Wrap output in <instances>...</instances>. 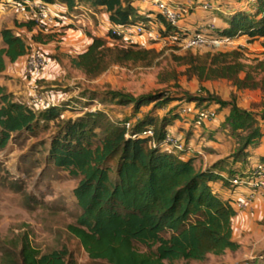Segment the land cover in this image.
I'll list each match as a JSON object with an SVG mask.
<instances>
[{
  "label": "trees",
  "instance_id": "obj_1",
  "mask_svg": "<svg viewBox=\"0 0 264 264\" xmlns=\"http://www.w3.org/2000/svg\"><path fill=\"white\" fill-rule=\"evenodd\" d=\"M39 1L44 4L61 2L68 9L83 3L107 13L112 24L145 20L152 12L147 9L149 12L141 13L135 0ZM245 2L251 4L248 6ZM226 8L221 12L223 24L216 27L219 36L232 39L245 36L248 41L264 37V0H236L227 3ZM34 24L31 20L15 22L16 26L28 30ZM86 35L91 39L86 49L69 58L70 65L86 75L99 73L112 61H137L147 55L146 50L137 48L139 45L111 47L101 35L89 32ZM108 36L117 41L110 33ZM0 37L2 72L5 58L13 63L30 46L10 28H2ZM42 37L41 33H36L31 39L49 41L56 35L50 33L45 40ZM262 55L246 63L238 49L219 52L206 63L190 59L187 72L200 81L225 79L238 89L258 90L264 96V51ZM122 97L124 101L134 102L135 106L156 100L154 95L138 99ZM194 98L180 92L165 102L198 103ZM216 102L224 104L220 100ZM176 109L171 121H184ZM60 114L61 107L55 103L39 110L15 100L0 85V149L13 137L31 134L43 123L58 120ZM227 120L232 132L242 129L245 135L236 134L240 136L237 149L205 168L194 151L188 153L187 143L178 151L171 148L177 136L168 131L170 122L165 118L158 129L155 118L150 116L136 118L127 129L124 120L108 119L101 111H88L76 118L58 121V129L47 149V159L54 168L79 178L72 189L78 215L74 224L67 228L90 261L105 264L201 263L208 256H222L240 248L233 239L232 225L238 211L230 197L223 198L214 190L212 182H221L228 188L233 177L248 176L250 158L263 159L253 154V149L259 145L264 129L250 111L236 105L230 107ZM146 130L152 134H143ZM257 260H264V251L257 252L248 264H259ZM74 263L66 249L41 253L26 235L0 246V264Z\"/></svg>",
  "mask_w": 264,
  "mask_h": 264
},
{
  "label": "rangeland",
  "instance_id": "obj_2",
  "mask_svg": "<svg viewBox=\"0 0 264 264\" xmlns=\"http://www.w3.org/2000/svg\"><path fill=\"white\" fill-rule=\"evenodd\" d=\"M234 1L214 0L215 7H219L216 11L224 13L227 3ZM250 4L245 2V5ZM78 5L86 7L83 3ZM140 6L141 13L149 12L147 6ZM73 12L84 14L91 21L92 25L83 27L85 33H99L111 47L123 45L108 36L103 11L87 5L86 10L77 8ZM221 12L217 15L220 13L223 16ZM149 15L153 13L149 12ZM75 24L71 27L75 28ZM137 48L147 51L144 59L112 61L99 73L86 75L70 65L71 55L68 52H56L51 46L53 51L47 55L49 62L35 85H26L14 72L0 75V82H4L5 90L15 100L33 105L35 93H49L53 95L54 103L61 107L58 120L43 123L31 134L15 136L0 149V246L26 235L32 246L41 253L66 249L72 255L74 264H105L90 261L67 228L69 224H74L78 215L72 189L79 178L66 170L54 168L47 159L51 137L61 121L76 118L88 111H101L108 119L124 120L127 129L135 123L136 118L141 120L150 116L155 118V127L158 129L165 118L170 122L168 131L177 136L176 141L181 143V148L187 143L185 147L188 153L194 151L203 163L227 157L239 145L240 136L236 134L245 135L244 130L232 132L229 127L227 115L232 105L250 111L258 123L264 124V96L260 91L238 89L225 79L200 81L197 76H190L187 72L190 59L206 63L219 52L234 49L241 51L242 61L246 63L260 59L263 57L264 38L248 41L245 36H240L219 46L193 48L144 40V44ZM35 50L41 51L38 48ZM78 50L73 49L72 52ZM180 92L195 97L198 103L165 102ZM123 95L133 99L154 95L156 100L135 106L134 102L124 101ZM217 100L224 104L217 103ZM196 105H200L198 109H214L217 118L200 126L192 124L188 107L194 110L197 109ZM175 109L181 113L184 121H171ZM171 148L179 150L174 145ZM258 161L264 162V159L253 158V162ZM261 197L260 203H255L253 208L238 210L233 219V239L240 245L237 251H227L222 256H208L201 263L173 264L252 262L257 252L264 251V196ZM137 249L144 251L140 246ZM259 261V264H264L261 263L264 260Z\"/></svg>",
  "mask_w": 264,
  "mask_h": 264
},
{
  "label": "built area",
  "instance_id": "obj_3",
  "mask_svg": "<svg viewBox=\"0 0 264 264\" xmlns=\"http://www.w3.org/2000/svg\"><path fill=\"white\" fill-rule=\"evenodd\" d=\"M13 7L20 13L27 15L39 28H45L48 23L62 22L65 20L68 25H74L78 19L83 18V14L71 12L66 18L59 14H52L47 7L39 0L15 1ZM136 6L141 10V6H147L152 16L147 19L129 22L124 24H111L107 32L113 35L117 41L123 45H141L140 37H144L148 42H163L176 45L180 48L193 47H215L221 44L230 43L232 38L219 36L216 33V26L212 21H198L192 24H185L193 7L171 0H136ZM196 6L203 11L214 12L217 9L214 0H197ZM3 9L0 8V13ZM264 38V37H263ZM49 62L48 56L37 50L28 53L23 70V76L29 85H35L37 79L42 75L43 70ZM36 107H47L54 104V97L49 93H35L32 99ZM191 117L196 126L211 122L217 118L214 109H194L191 110ZM145 135H151L150 130L143 131ZM174 145L181 149V143L174 140ZM246 178L233 177L228 187L229 197L233 206L238 210L251 207V203L258 195H264V162H252L249 166ZM241 189L238 190L237 188Z\"/></svg>",
  "mask_w": 264,
  "mask_h": 264
},
{
  "label": "crops",
  "instance_id": "obj_4",
  "mask_svg": "<svg viewBox=\"0 0 264 264\" xmlns=\"http://www.w3.org/2000/svg\"><path fill=\"white\" fill-rule=\"evenodd\" d=\"M171 1L173 2L178 1L179 3L193 7L192 9H190V14L187 17L185 24H192V23H196L198 21H204V20L212 21L216 27L218 25L223 24V20L221 18L220 13H219L220 16L217 15L218 12H221V11H214V12L203 11L199 7L196 6L197 0H171ZM44 5L47 7V9L52 14L54 13L59 14L64 18H66L73 10L77 8H83L84 10L87 9V5L86 7L85 5L84 6L75 5L73 9H68V7L64 3H61V2H56L54 4H44ZM0 8L3 9L2 13H0V30L4 27L13 29L15 34L20 35L23 38H25L26 42L30 46L27 49V51L22 56L18 57V59L13 63L9 62L8 59L5 58V69L2 72H0V75H6V74L10 75V72H14L16 76H20L23 79L26 85L27 84L29 85L28 81L23 76V70H24V64H25L27 55L30 51L35 50V48H38V50L43 51V52L41 51L39 52L48 55L50 51H53L51 49V46H53V48L56 49V52L66 51L72 57L84 51L86 47L88 46V44L90 43L91 39L86 35V33L83 30V27L86 25H92V23L85 16H83V18H80L76 21L77 23L75 24V28L63 27L65 25H68L67 22L63 20L62 22H59V23H56V22L48 23L47 26L43 29L39 28L36 24H34L31 27V29L28 30L25 27L16 26L15 22H24L28 20L33 21V19H31L27 15H24L18 12L13 7V2L11 0H0ZM217 9L219 10V7H217ZM103 14L106 19L105 26L106 28H108L112 23L109 22L107 13L104 12ZM36 33H41V35L43 36L42 37L43 40H45L46 35H49L50 33H54L56 37H54L53 40H49V41H41V42L33 41L31 39V36ZM92 34L100 35L99 33H96V34L92 33ZM139 39H140V42L144 43L145 38L143 36L140 37ZM2 46L3 44H2L1 37H0V47ZM73 49H79V50L73 53L72 52ZM13 69L15 71H13ZM0 85L3 86L4 82L1 81ZM208 123H211V122H208ZM262 127L264 129V124H262ZM253 154L264 159V135H262V137L260 138L259 145L253 149ZM215 160L217 159H214L208 163L202 162V167L205 168L206 166L210 165ZM250 160H251L250 161V164H251L253 162V158L251 157ZM212 185L214 187V190L221 197L228 198L230 196L228 193V188L221 185V182H212ZM237 189L240 190L241 188L238 187ZM261 196H264V195H261ZM261 196H257V198H255V200L251 203V207L254 206L255 203H260L261 198H262Z\"/></svg>",
  "mask_w": 264,
  "mask_h": 264
}]
</instances>
